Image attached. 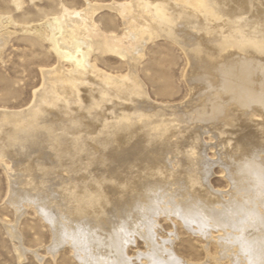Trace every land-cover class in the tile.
<instances>
[{
    "label": "bare ground",
    "instance_id": "1",
    "mask_svg": "<svg viewBox=\"0 0 264 264\" xmlns=\"http://www.w3.org/2000/svg\"><path fill=\"white\" fill-rule=\"evenodd\" d=\"M82 1L30 26L57 65L41 70L28 106L0 109L16 219L32 204L48 252L67 245L78 264H194L173 247L180 232L158 237L160 218L203 238L210 262L264 264V0ZM103 9L119 34L94 19ZM10 33H0V57ZM158 38L187 57L184 101H153L139 77ZM96 51L117 56L125 74L99 69ZM215 165L225 189L210 183ZM16 224L6 230L22 261ZM137 237L145 249L130 255Z\"/></svg>",
    "mask_w": 264,
    "mask_h": 264
},
{
    "label": "rangeland",
    "instance_id": "2",
    "mask_svg": "<svg viewBox=\"0 0 264 264\" xmlns=\"http://www.w3.org/2000/svg\"><path fill=\"white\" fill-rule=\"evenodd\" d=\"M112 1L124 2V0H91L93 3H101V5L109 4ZM61 4L79 9L83 7L84 2L82 0H20L18 7L12 0H0V19H2L0 20V33L7 35L10 31L13 32L9 34L6 47L0 57V109H19L28 106L33 99V93L42 85L41 70L57 65V58L52 51L50 53L49 44L32 34L31 31L34 26L57 15ZM101 10L98 11L101 13H95L94 19L97 18L95 20L101 27L109 28L113 33L119 34L121 26L118 18H115L116 13L109 9ZM113 13L115 14L113 15ZM4 17L8 19L3 20ZM4 23L5 27L2 25ZM32 25L33 27H30ZM22 26H27L30 31L24 32ZM96 53L97 51L92 54L91 60L96 63L99 69L115 75L125 74L127 67L123 62L121 63L117 56L115 58L112 54L99 55L97 53L98 55H96ZM187 64L184 52L168 40L158 38V40L148 43L145 57L138 68V74L145 84L150 98L162 104L177 103L188 98L189 88L185 81ZM203 139L210 144L206 154L211 158L215 153L211 144H214L215 140L209 141L208 135H204ZM214 167L210 183L214 188L216 186L215 189H223L224 186L225 189L227 186L221 176V169L217 165ZM8 190L7 176L0 165V264H78L71 253V248L67 245L58 248L55 255L48 252L51 243L50 230L32 204H29L21 217L16 219L14 209L7 203ZM16 222L18 223L16 224ZM12 224H16V229L22 239V246L25 248V260L22 261H19L16 252L17 241L11 239L6 230L7 226ZM176 224L173 225L169 220L163 221L160 218L158 237L165 238L170 231L177 230L175 232L178 234L180 232V236L175 240L173 247L179 256L181 255L185 260H191L194 264H215L210 262L202 251L201 247L205 246V240L195 236L191 231L189 232L178 221ZM209 246L210 252H214V246L212 244ZM137 249L141 251L145 249L142 240L138 237L135 244L128 248V252L132 255ZM207 260L209 261L207 262ZM136 264H138L137 261Z\"/></svg>",
    "mask_w": 264,
    "mask_h": 264
}]
</instances>
